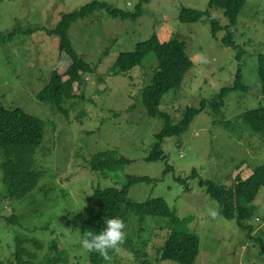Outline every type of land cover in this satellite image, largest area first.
<instances>
[{
    "label": "rangeland",
    "instance_id": "374dc122",
    "mask_svg": "<svg viewBox=\"0 0 264 264\" xmlns=\"http://www.w3.org/2000/svg\"><path fill=\"white\" fill-rule=\"evenodd\" d=\"M92 1L0 0V34L19 29L12 38L0 41V105L19 107L40 118L45 130L35 154L41 176L31 193L23 198L7 195L0 167V258L16 264L20 244L26 251L23 258L31 263L62 256L66 264H90L79 241L84 221L98 212L91 194L96 188L121 187L131 175L148 176L152 182L132 184L128 200L161 197L173 217L141 220L130 212L124 242L105 264H180L161 258L167 234L173 230L199 236V251L192 264H264L260 249L264 187L254 202L257 206L248 220L254 231L248 235L235 219L220 215L218 202L199 184L200 179L217 184L233 183L238 175L245 179L264 162V134L252 133L240 118L244 111L264 106L257 75L258 55L264 54V0H246L238 15L236 44L243 50L245 87L227 91L220 110L214 111L209 102L221 88L234 85L240 63L237 51L222 44L223 30L212 36L205 19L184 23L178 17L181 7L210 10L220 25L226 24L223 11L211 8L209 0H149L135 19L111 16L106 9L78 19L69 37L93 71L85 74V86L74 85L77 97L66 100L58 110L37 97L51 71L63 73L70 63L59 51L58 38L47 30L63 14ZM97 1L129 12L140 2ZM153 34L162 41H184L192 62L181 86L163 95L160 110L177 122L187 108H197L203 100L207 106L185 132L164 139L165 160L149 161L155 134L165 123L161 116H149L142 102L157 60L148 55L127 72H116L113 64L119 53L133 51ZM100 152L114 153L129 162L116 163L113 157L102 173L90 163ZM210 210L216 212L215 217L209 215Z\"/></svg>",
    "mask_w": 264,
    "mask_h": 264
},
{
    "label": "trees",
    "instance_id": "16d2710c",
    "mask_svg": "<svg viewBox=\"0 0 264 264\" xmlns=\"http://www.w3.org/2000/svg\"><path fill=\"white\" fill-rule=\"evenodd\" d=\"M148 1L140 0L135 11L129 12L112 7L105 2L94 0L78 10L63 14L57 24L47 30V33L58 38L59 51L69 57L70 63L63 73H59L56 69L51 71L48 82L37 95L38 99L49 102L56 109L61 110L66 100L77 97L74 92V85L85 86V74L93 71L91 64L81 57L72 45L69 29L74 22L89 16L97 9H106L114 17L135 19L141 15L143 3ZM245 2L246 0H209L211 8L223 11V15L227 19V23L224 25H220V22L210 10L181 7L179 11V20L184 23L205 19L210 24L212 36L217 37V32L223 30L224 36L220 39L222 44L237 51L236 57L240 63L234 85L221 88L218 95L212 98L209 105L214 111L220 110L223 106V97L227 91L238 89L237 87L240 86L245 87L242 83L241 74L243 50L236 44L237 18ZM38 27L40 26L26 29V33L32 32ZM41 29L46 30L45 27H41ZM18 30V28H14L6 34H0V41L12 38ZM151 54L157 60V68L153 71L150 83L143 89L142 102L149 116H161L165 121L160 131L155 134V143L146 158L149 161H156L165 160L166 158L162 149L164 139L179 136L185 132L195 115L207 106V102L203 100L199 107L187 108L177 122L172 121L170 116L159 108L163 95L171 89L180 87L185 73L192 66L184 41L178 39L162 41L157 35L153 34L146 40L137 43L133 51L119 53L113 68L118 70L116 72H127L136 65L141 64L143 59ZM257 75L261 93L264 95V54L258 55ZM80 97H84V94ZM240 118L252 133L264 134V106L248 109L240 115ZM44 131V123L40 118L19 107L7 109L0 105V154L2 155L0 167L3 171V183L6 186L7 195L11 198L27 196L36 188L39 182L41 172L36 168L35 154L42 143ZM113 157L114 153L100 152L95 154L90 162L92 169L103 173ZM113 161L116 163L129 162L124 157H114ZM168 168L170 169L171 166ZM195 174L196 172L192 173V175ZM177 179L180 180V177ZM140 181L152 182V179L148 176L128 175L121 187L107 186L94 189L91 199L96 201L98 212L84 221L82 235L84 232L101 230L104 226V219L110 217H119L124 222L126 229L130 212L140 216L141 220L145 216L173 217L172 210L161 197L147 199L143 202L128 200L130 186ZM199 184L204 187L205 193L210 198L218 202L220 215L227 219H235L240 228L247 230L248 235L253 233L254 225L248 223V220L254 214L255 206H257H254L257 194L260 188L264 187V162L256 166L245 179L238 175L234 182L230 184H217L211 180L200 179ZM52 243L56 244V240H53ZM17 246L16 264H35L24 259L23 255L26 251L20 247V244ZM199 246L200 238L198 235L189 231L173 230L167 234L161 249V258L174 260L180 264H192L198 254ZM118 249L110 250L108 255L114 254ZM260 249L264 253V243H261ZM88 255L90 264L106 263L96 252L88 253ZM0 264L7 263L0 258ZM37 264L66 263L65 259L59 256V258L47 257Z\"/></svg>",
    "mask_w": 264,
    "mask_h": 264
},
{
    "label": "clouds",
    "instance_id": "9594fccd",
    "mask_svg": "<svg viewBox=\"0 0 264 264\" xmlns=\"http://www.w3.org/2000/svg\"><path fill=\"white\" fill-rule=\"evenodd\" d=\"M209 215L215 217L216 212L210 210ZM255 219L258 220L259 218L255 217ZM103 225V228L99 231L84 232L79 243L85 253L96 252L107 261L109 260V251H114L123 244L126 231L125 224L119 217L104 219Z\"/></svg>",
    "mask_w": 264,
    "mask_h": 264
}]
</instances>
